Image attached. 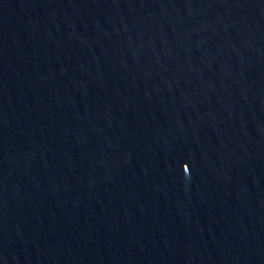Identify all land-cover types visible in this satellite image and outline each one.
<instances>
[{
    "label": "water",
    "instance_id": "water-1",
    "mask_svg": "<svg viewBox=\"0 0 264 264\" xmlns=\"http://www.w3.org/2000/svg\"><path fill=\"white\" fill-rule=\"evenodd\" d=\"M0 264H264V0H0Z\"/></svg>",
    "mask_w": 264,
    "mask_h": 264
}]
</instances>
